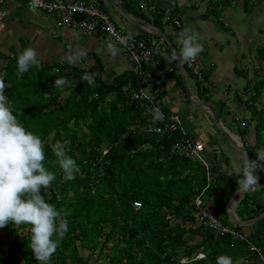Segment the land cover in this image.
Listing matches in <instances>:
<instances>
[{
    "label": "trees",
    "instance_id": "trees-1",
    "mask_svg": "<svg viewBox=\"0 0 264 264\" xmlns=\"http://www.w3.org/2000/svg\"><path fill=\"white\" fill-rule=\"evenodd\" d=\"M122 1L127 11L137 8L143 12L144 0ZM235 1L210 0L205 14H214L224 26L223 11ZM262 1L243 0L242 8L250 14ZM177 10L176 5L165 24L175 22ZM162 13L157 12L153 21L164 31ZM168 37L172 41V36ZM23 50L0 52V80L6 85L4 91L14 115L42 139L45 166L56 176L47 192L42 186L41 194L50 196L48 202L60 210V219L67 221L69 231L50 264H91L80 246L105 255L108 264H216L220 255L230 256L233 263L257 260L246 242L197 224L194 200L207 186V202L214 201L223 222L234 224L226 207L239 190L237 178L229 174L218 153L210 160L208 178L202 162L177 148L184 139L181 132L157 134L146 130L143 106L130 99L140 80L137 73L124 70L110 82L94 74L89 85L81 79L88 74L87 69L65 61L47 63L38 57L40 66L21 76L16 58ZM255 54V83L248 82L245 87L252 90L251 94L244 100L239 97L250 111L251 121L240 127L239 134L242 138L251 134L252 141L246 146L256 160L257 150L264 149V42ZM58 77L70 81L63 91L53 86ZM64 141L68 142V155L79 166L71 181L64 180L54 155L55 145ZM260 172L261 187L247 193L237 206L242 221L264 213V170ZM135 202L142 206L136 209ZM251 227L254 232L249 239L264 249V220ZM1 236L10 241L7 246L24 259L23 264H38L29 247L30 226L9 223L0 228ZM200 252L205 258L195 259ZM184 258L188 263L181 262ZM0 264H19L1 240Z\"/></svg>",
    "mask_w": 264,
    "mask_h": 264
},
{
    "label": "crops",
    "instance_id": "crops-1",
    "mask_svg": "<svg viewBox=\"0 0 264 264\" xmlns=\"http://www.w3.org/2000/svg\"><path fill=\"white\" fill-rule=\"evenodd\" d=\"M107 1L109 0H101V3L109 11ZM115 1L123 7L126 13L119 9L120 13H122V17H112L125 32L140 37H144L145 34L154 35L155 38H159L156 35H167V37L171 35L172 41H170L177 47L178 51L180 48L179 36L181 30L177 32L174 23H164L174 11L176 5L178 10L175 11L174 21L175 19L180 20L181 27V16H183L184 13H187L195 21L199 16L201 19L213 21L214 25L219 20L215 15L216 19L211 18L213 15H206V9L203 10L201 13L202 15L200 14L199 11L201 7L209 5V0H200V2H198V0H144L141 1V5H147L149 9L147 12L144 10L143 12L141 11L142 15L138 12L137 8H132V10L127 11L123 6L122 0ZM235 2L238 4L237 0ZM238 2L240 3V0H238ZM198 3H202V5L199 7ZM232 5L228 6V8H226L227 10L225 9L226 12L223 11V18L233 13L235 4L233 3ZM257 8L258 5L248 16L254 14ZM0 9L6 12V16L0 19V23L5 24V28L0 30V52L13 54L31 46L36 48L37 51L42 52V56L39 55V58L44 62L45 60L53 62L67 60L66 57L68 55L78 50H84L86 51V56L70 64L78 66L80 65L78 64L79 61L87 60L91 65H98L101 68V73L104 74L103 79L107 82H110L116 75L122 73L124 70L130 69L129 59L127 56L125 57L120 48L116 45L118 48V58L114 59L108 49L103 48L107 43L98 36H86L72 29H60L45 12H32L22 3L7 4ZM161 11L164 12L162 13L164 15L162 21L165 24L164 31L153 21L155 14L157 12L161 13ZM221 20L224 24L225 22L222 16ZM251 20V27L249 24H245L246 26L248 25L246 29L244 25L243 28L239 30H232L230 25L224 24L223 26V28H227L228 31H231L234 36H237L238 33L245 35L247 37V39H244L246 47L241 45L236 47L229 38L227 39L226 46H224L221 40L216 39V35L219 34L218 29H216L214 25H212L213 28L212 26L208 27V24L205 22H203V24L207 25L209 29L207 31L208 36H205V34L201 32L202 28L200 26H197L198 30L196 31L195 29H191L198 33L199 43L203 45L202 55L207 70L208 82L210 83L209 94L207 95L196 82L194 75L186 68L185 63L182 64L178 61L168 62L167 57L173 52L170 47L167 49V57L160 65L150 66L148 82L150 91L158 90L157 96L163 108L168 112L179 114L183 118L188 132L195 138L205 142L208 160L210 161L213 158V154L218 153L219 158L223 160L222 163L224 167L232 165L233 162L238 164L237 161L241 160V157L238 159L236 158L238 155H236L231 148L234 147L240 152V149L236 147L233 142L240 144L242 140L239 137L241 136L239 134V129L243 127L242 125L244 122L251 121V113L247 110L242 111L240 109L242 108L240 106L242 103L239 97L242 96L244 100V98H248L249 95L245 94L246 85L243 86L239 83V77H244L248 82H252V85L255 83L256 74L252 63L254 64L253 58L256 54L253 47L249 49L250 46H248V43L252 42V40L259 41V38L255 36L256 34L258 37L262 36L261 31L264 25L261 26V24H264V17H259L255 23ZM217 23L220 24L219 22ZM244 29L245 31L243 32ZM251 33L253 36H251ZM206 37L208 38L207 42ZM257 42L255 43V47H257ZM259 44L260 42L258 45ZM117 69H119V71ZM233 90L234 97L230 98ZM215 91H218V100L213 101L212 104L202 101L203 95H201V93L213 99ZM251 91L250 89V92ZM204 103L214 108L219 114L223 128L220 133L223 136L222 140L219 137V128H215L212 119L204 114V112H206L204 108L212 113ZM201 109L203 110V116ZM244 114H248L249 119L245 117L244 120L241 121L242 115ZM222 117L224 119H222ZM232 127L236 128L238 133ZM254 131L253 124L252 132L254 133ZM236 137L239 139V142L236 141ZM242 164L244 163L239 164L237 168L241 169ZM238 173L240 172L237 171V174ZM213 199L214 198H212V200ZM251 226H242L241 230L250 235L254 232ZM255 262L256 261L245 259L238 260L233 264H255Z\"/></svg>",
    "mask_w": 264,
    "mask_h": 264
},
{
    "label": "clouds",
    "instance_id": "clouds-1",
    "mask_svg": "<svg viewBox=\"0 0 264 264\" xmlns=\"http://www.w3.org/2000/svg\"><path fill=\"white\" fill-rule=\"evenodd\" d=\"M5 24L0 23V30ZM117 41L127 46L132 39L129 33L125 37H117ZM179 51H173L167 60L171 62L191 63L203 51L199 43L198 33L185 28L181 31ZM112 56L118 54V48L112 42L107 44ZM39 53L34 47H27L16 58L17 73L23 75L33 67H39L41 61ZM86 56V51L78 50L66 57L71 63ZM89 85L93 81L88 75L81 76ZM70 81L65 77H58L54 87L63 91ZM6 85L0 80V228L9 223L14 225L30 226L31 239L29 247L38 264H50L54 253L66 237L69 226L66 220L60 219L61 212L52 203L48 202L50 196L41 194L45 192L56 179L55 173L45 166V148L42 139L25 128L14 115L10 106L9 96L5 94ZM138 97H134L136 99ZM152 122L164 120V113L159 107L151 109ZM67 141L58 142L54 148L59 168L63 178L71 181L76 178L79 166L76 160L67 153ZM257 159L244 161L237 178L239 193H246L258 185L259 176L255 174L259 168L264 170V149L257 150ZM216 264H233L228 255L216 258Z\"/></svg>",
    "mask_w": 264,
    "mask_h": 264
},
{
    "label": "built area",
    "instance_id": "built-area-1",
    "mask_svg": "<svg viewBox=\"0 0 264 264\" xmlns=\"http://www.w3.org/2000/svg\"><path fill=\"white\" fill-rule=\"evenodd\" d=\"M22 3L30 11L45 12L60 29H72L79 31L86 36H98L105 43L112 42L117 45L130 62V69L139 75V83L130 93V99L138 101L144 108L147 116L146 130L150 133L163 134L165 132H181L184 139L178 144L177 148L184 152L188 157L202 162L209 178L211 163L206 156V145L202 140L191 135L183 118L174 112L166 111L157 96L158 90L150 91L149 72L151 65H160L167 57L169 45L163 38L133 36L128 41L127 46L120 44L117 37H125L128 32L120 27L110 12L101 3V0H0V8L7 4ZM6 16V12L0 9V19ZM175 25H181L180 20L175 19ZM185 66L194 75L196 82L209 94L210 83L208 82L207 70L204 65L203 55L197 57L193 62L185 63ZM250 95V89L245 91ZM134 97H138L134 99ZM159 107L164 113V120L156 123L152 122L151 109ZM164 122V125L161 123ZM243 123V127L245 126ZM245 145L252 141L251 134L244 137ZM208 187V186H207ZM206 187V188H207ZM205 189L196 196L194 203L196 206L195 217L197 224L203 225L205 229L213 230L216 234L232 236L233 239L244 241L248 244L251 252L256 253L255 264H264V249L256 245L249 239V234L241 230L232 219L231 223H225L220 216H217L206 205L204 200ZM141 203L135 202L136 209L141 207ZM205 255L198 253L195 259H203ZM181 262L188 263L186 258Z\"/></svg>",
    "mask_w": 264,
    "mask_h": 264
},
{
    "label": "rangeland",
    "instance_id": "rangeland-1",
    "mask_svg": "<svg viewBox=\"0 0 264 264\" xmlns=\"http://www.w3.org/2000/svg\"><path fill=\"white\" fill-rule=\"evenodd\" d=\"M106 1V0H105ZM198 2H200V0H198ZM107 3H108V9H109V11H110V14L113 16V17H115V18H120V17H122V13H120V11H119V9L112 3V2H110V1H107ZM209 3H210V0H209ZM237 3L238 4H236L235 3V5H234V11H233V13L231 14V15H228L226 18H223L224 16L222 15V19L224 20V24H226V25H230V27H231V29L233 30H239V29H242L243 28V25H244V27H245V29L248 27V25L246 26L245 24H249L250 25V20L253 22V23H255L258 19H259V17H264V0L261 2V3H259V4H257L258 5V8H257V10H256V12H254V14H252L251 16H248V13H246L245 11H244V9L242 8V5L241 4H243V0H240V3L238 2V0H237ZM199 4V3H198ZM200 5H202V3H200L199 4V7H200ZM204 5H206V4H204ZM260 5V6H259ZM208 6L209 5H206V6H202L201 7V9H200V14L203 12V10L204 9H207L208 8ZM233 6V5H232ZM214 7V6H213ZM212 8V7H211ZM226 8H228V6L227 7H225V9ZM232 8V9H233ZM148 6L147 5H144V4H142V10H144L145 12H147L148 11ZM224 9V12H226V10ZM202 15V14H201ZM197 18V17H196ZM211 18H215L216 19V17L214 16V14H213V16L211 17ZM201 20H203V21H201ZM181 21H182V27L180 28V30L182 31L183 29H185V28H188V29H195V31L196 30H198V27L197 26H200L202 29H201V32H203L204 34H205V36H208V34H207V31L209 30L208 29V27H211L212 25H214V22L213 21H209V20H205V19H201L199 16H198V18H197V20L195 21L191 16H189L187 13H184L183 14V16H181ZM203 22H205L206 24H208V27H207V25H205V24H203ZM232 22V23H231ZM262 25H264V24H261V26ZM215 28L216 29H218V31H219V34H217L216 35V39L217 40H221V42H222V44L224 43V46H226V42H227V39L229 38V40H232V44L234 43L235 44V46L236 47H239L240 45L241 46H245V43H244V39H247V37L245 36V35H242V34H237V36H234L233 35V33L231 32V31H228V29L227 28H223V26H221L220 24H218L217 22L215 23ZM250 27H251V25H250ZM212 28H213V26H212ZM245 29L243 30V32L245 31ZM177 32H178V29L176 28L175 29ZM264 30V26H262V31ZM180 31V32H181ZM262 31H261V34H262V36L261 37H258L257 36V34H256V38H259V41L257 42V40H252V42H250V43H248L249 45L248 46H250L249 47V49L251 48V47H253V50H254V52H256V49H257V47H255V43L257 42V46H258V43L260 42V44H262L263 42H264V34L262 33ZM258 33V32H257ZM129 34V33H128ZM244 34V33H243ZM251 36H253L252 35V33H251ZM207 40H208V38L206 37V42H207ZM261 40V41H260ZM252 43H253V45H252ZM108 44V43H107ZM107 44H105L104 45V47L103 48H106L107 49ZM246 47V46H245ZM244 47V48H245ZM226 48V47H225ZM238 49V48H237ZM246 49V48H245ZM38 53H39V55L40 56H42L41 55V53L42 52H40V51H38ZM247 53V52H246ZM124 54V53H123ZM125 55V54H124ZM39 57V56H38ZM125 57H126V55H125ZM113 58L114 59H117L118 57H117V55L116 56H113ZM61 61H65V62H68V63H70L68 60H61ZM45 62H52V61H50V60H45ZM257 62H258V60H257ZM239 63H240V61H239ZM3 64V61L1 60L0 61V66ZM78 64H80V65H78V66H81L82 68H85V69H87L88 70V76L89 77H92V75H94V74H96V75H100V76H104V74H102L101 73V68L98 66V65H91L90 64V62L89 61H87V60H81V61H79V63ZM98 64H99V62H98ZM72 65H74V64H72ZM252 65L253 66H255V60H254V64L252 63ZM118 71H119V69H117ZM240 79V84L241 85H243V86H245V85H247V83H248V81L244 78V77H239ZM235 83V82H234ZM233 87V86H232ZM234 88V87H233ZM147 89L148 90H150L149 89V87H147ZM134 89H132L131 90V92L133 91ZM233 93H234V90L231 92V95L232 96H230V98H233L234 96H233ZM217 94H218V91H215V96H214V98L213 99H210V97H206L205 95H204V93H201V95H203L202 97H203V102H207V103H213V101H216V100H218V97H217ZM242 108H240L242 111H246L247 109L245 108V106L243 105V104H241L240 105ZM204 110L206 111V112H204V114H206L207 116H209L211 119H212V121H213V124L215 125V128H219V130H218V132H219V137L221 138V140L223 139V136L220 134L221 133V127H220V125L218 124V122L216 121V119H215V117H214V115H213V113H210L209 111H208V109H205L204 108ZM201 111H202V116H203V110L201 109ZM248 111V110H247ZM239 112V111H238ZM248 112H250V111H248ZM240 113V112H239ZM247 118V119H249V115L248 114H244V115H242V120L241 121H243L244 120V118ZM222 119H224L223 117H222ZM253 124H254V121H253ZM237 133H238V131H237V129L236 128H234V127H232ZM253 133V132H252ZM235 137V136H234ZM240 138H241V140H242V142H244L245 143V141H244V138H242L241 136H239ZM204 142V141H203ZM204 144H205V142H204ZM235 153H236V155H238V157H236L237 159L239 158V157H241V160H242V162H241V160L240 161H237V163L238 164H235V162H233V164L232 165H229L228 166V168H226L227 170H228V172H229V174H231V175H233V177H235V178H239V176H240V173H238L237 174V171L238 172H240L241 171V169H239V168H237L238 166H239V164H241V163H244V161L246 160V157H245V154L240 150V152L237 150V149H235L234 147H232L231 148ZM235 160V159H234ZM242 166H243V164H242ZM259 170H261V169H259ZM262 171V170H261ZM261 187V185H260V183L256 186V189H255V191L256 190H258L259 188ZM216 197H217V195H215L214 196V199H216ZM207 199H208V197L206 196V197H204V200L206 201V204H207V206H208V208L212 211V212H214L215 211V214L217 215V216H220V212L215 208V205H214V201H210V199H209V201L207 202ZM212 200V199H211ZM226 210H227V207H226ZM0 240H1V242H2V245H3V248L6 250V252L7 253H12V255H13V257L14 258H16L17 259V261H18V263L19 264H23L24 263V259L17 253V252H15V251H13L10 247H8L7 245L9 244V240H7L5 237H3V236H1V238H0ZM80 252H81V254L85 257V258H87V257H89L90 258V261H91V264H108V262H107V259H106V257H105V255L104 256H99L98 255V252H94V253H91L87 248H85L84 246H80ZM91 255V256H90ZM34 264V263H33Z\"/></svg>",
    "mask_w": 264,
    "mask_h": 264
},
{
    "label": "water",
    "instance_id": "water-1",
    "mask_svg": "<svg viewBox=\"0 0 264 264\" xmlns=\"http://www.w3.org/2000/svg\"><path fill=\"white\" fill-rule=\"evenodd\" d=\"M109 1L112 2L118 9H120L121 11H123L124 13H126V11L123 9V7L119 3H117L115 0H109ZM156 36L159 37V38L165 39L167 41V43L169 44L170 48L173 51H177L178 52L177 47L170 41V39L167 37V35H156ZM204 105L208 106V108L212 111V113H213L216 121L220 125L221 129H223L222 128V122H221V119H220L219 114L217 113V111L214 108H212L211 106L207 105L206 103H204ZM233 143H234V145L236 147H238L241 151H243L245 153V156L250 161L251 160H255L254 157L249 152L247 146L242 141H240V144L239 143H236V142H233ZM255 174L259 176V181H258V184H259L261 182V174H260L259 168L256 170ZM255 189H256V186L253 187V188H251L246 193H239V190H238L232 196L231 200L229 201V203L227 205V213H228V215L239 226H251V225L255 224L256 222H258L260 220H264V213H263L260 216L254 218V219H251L249 221H242L239 218V216H238V214L236 212L237 206L241 202V200L246 196L247 193L253 192V191H255Z\"/></svg>",
    "mask_w": 264,
    "mask_h": 264
},
{
    "label": "bare ground",
    "instance_id": "bare-ground-1",
    "mask_svg": "<svg viewBox=\"0 0 264 264\" xmlns=\"http://www.w3.org/2000/svg\"><path fill=\"white\" fill-rule=\"evenodd\" d=\"M236 141L239 142V139L236 137Z\"/></svg>",
    "mask_w": 264,
    "mask_h": 264
}]
</instances>
